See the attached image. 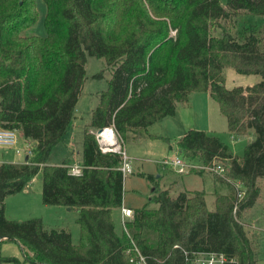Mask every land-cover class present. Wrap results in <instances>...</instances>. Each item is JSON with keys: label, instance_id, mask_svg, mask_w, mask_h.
<instances>
[{"label": "trees", "instance_id": "obj_1", "mask_svg": "<svg viewBox=\"0 0 264 264\" xmlns=\"http://www.w3.org/2000/svg\"><path fill=\"white\" fill-rule=\"evenodd\" d=\"M43 1L47 34L39 36L23 33L39 18L36 0H0V124L30 141L24 162L0 163V246L15 241L24 261L39 264H132L136 247L150 264H184V250L259 264L247 220L264 191V24L216 30L240 11L264 16V0H226L227 7L222 0ZM88 55L104 58L111 77L84 129L76 175L67 161L48 160L72 122ZM227 67L262 79L228 88ZM194 92L217 101L232 136L253 131L242 155L203 129L178 139L179 155L197 166L183 173L209 172L228 191L215 193L210 210L204 190L173 195L156 185V206L133 208L124 221L123 157L103 151L96 132L111 126L126 142L174 115L179 103L189 105ZM39 173L44 204L80 211L78 243L40 216L6 217V198ZM4 263L22 261L0 255Z\"/></svg>", "mask_w": 264, "mask_h": 264}, {"label": "rangeland", "instance_id": "obj_2", "mask_svg": "<svg viewBox=\"0 0 264 264\" xmlns=\"http://www.w3.org/2000/svg\"><path fill=\"white\" fill-rule=\"evenodd\" d=\"M226 5V0H222ZM39 18L35 24L27 28L24 35H39L47 34L45 27L46 5L43 0H36ZM264 24V16L249 14L245 11H240L237 14L231 15L228 19L221 21V27L216 30V33L228 31L234 34L238 33L244 26ZM86 78L82 88V93L76 104L72 122L63 136L61 141L53 148L49 157V164L60 165L70 158L71 162L80 158L79 152L83 147L84 128L91 119L92 109L96 106L99 100V92L107 88V80L111 77V69L106 65L104 58L95 56H87L86 62ZM226 77V86L232 88L239 85H251L259 82L262 77L260 74H243L237 72L231 67L224 70ZM195 101V108L187 110H178L176 119L179 121V127L184 131L188 130L189 125L196 122L203 129L211 133L217 134L220 138L229 144L233 151L242 155L246 144L253 139V131L246 135L232 136L227 129L226 116L221 112L219 104L214 100L209 92H194L191 95ZM211 105H208V104ZM182 107V106H181ZM172 117V116H169ZM151 129L153 133H159L155 128ZM163 136V135H162ZM162 139V138H161ZM122 148L127 152L128 156L137 154L139 159L132 160L133 173L128 174L124 183V201L128 207H138L147 199L149 206H156L155 203L148 200L149 194L154 187L152 183L143 177L144 172H150L160 183L175 182V189L186 188L191 190H204L206 192V201L208 208H215L214 184L212 176L208 173L202 176L199 173H178L172 168H167L166 172L160 170V165L156 163V159L169 155L170 146L176 143H168L167 140L156 142H143V139L137 140L128 139L125 143L120 141ZM25 137L21 132H18V142L15 147L0 146V160L5 158L24 159L25 155L16 154V148L25 147ZM162 146L166 147V151L162 150ZM164 153H161L163 152ZM178 150V154H179ZM139 154V155H138ZM20 155V156H19ZM167 156V157H174ZM165 159V158H163ZM162 159V160H163ZM26 192L20 195H10L6 198L5 215L9 219H25L40 216L44 218L49 227L67 228L72 233L74 243L79 242L80 228L77 222L78 213L75 211L68 212L65 206L46 205L42 201V174L39 173L30 183ZM173 194V193H171ZM247 223L248 234L254 242V247L258 253L259 264H264V191L260 200L255 204L252 212L249 215ZM0 255L18 257L22 264H39L31 261H24V255L19 247V244L12 240L2 242L0 246ZM6 264V263H4ZM12 264V263H11ZM17 264V263H13Z\"/></svg>", "mask_w": 264, "mask_h": 264}, {"label": "built area", "instance_id": "obj_3", "mask_svg": "<svg viewBox=\"0 0 264 264\" xmlns=\"http://www.w3.org/2000/svg\"><path fill=\"white\" fill-rule=\"evenodd\" d=\"M97 137L101 139V148L103 151L114 150L120 152L123 157L122 165L120 169L125 175L132 173L131 157L127 155V152L122 148L121 144L117 145L118 137H120L113 127H106L100 133H97ZM18 142V131L11 128H6L0 124V146L15 147ZM29 150V144H28ZM16 152L19 153L20 149L16 148ZM163 163L172 165L178 172L183 173L188 171L192 167H197L195 164L185 160L181 155L177 154L173 158H165L161 160ZM160 161V162H161ZM82 165L73 164L69 165V172L71 174L82 173ZM220 168V166H218ZM241 195V193H240ZM122 218L125 221L127 217L133 215L131 207L123 206L121 208ZM137 256L131 258L132 264H150L148 257L144 255L137 247ZM184 264H231L234 260H230L224 253L218 251H198V250H184Z\"/></svg>", "mask_w": 264, "mask_h": 264}, {"label": "crops", "instance_id": "obj_4", "mask_svg": "<svg viewBox=\"0 0 264 264\" xmlns=\"http://www.w3.org/2000/svg\"><path fill=\"white\" fill-rule=\"evenodd\" d=\"M97 105V104H96ZM208 105H211L210 103L208 104ZM182 106V107H181ZM193 109V108H195V101H194V99H193V97L191 96V98H190V104L189 105H187V104H182V103H179L178 104V107H177V110H176V113L174 114V115H172V117H165V118H163L162 120H160V121H158V122H156V123H154L153 125H151L149 128H148V130L147 131H141V132H138L137 134H133L132 136H131V140H137V139H139V138H141V139H143V142H146V143H149V142H156V143H159V141L160 140H167L168 141V143H176V145L174 146V145H171L170 146V153H169V155H167V156H173V155H177L178 154V145H177V142H178V139L180 138V137H182L185 133H186V131H184L183 129H181L180 127H179V121L176 119V115L178 114V110L179 109H182V110H187V109ZM91 120V119H90ZM90 123V121L86 124V126L88 125ZM156 125V129L159 131V133L157 134V133H153L152 132V128L154 127ZM86 126H85V128H86ZM111 127V126H110ZM198 127H202V126H200V124H198L197 122L195 123V124H191V126L189 125V128L188 129H191V128H198ZM207 127H209L208 129H209V131H211V129L212 128H210V126H207ZM84 128V129H85ZM152 129V130H151ZM208 131V132H209ZM211 133V132H210ZM214 134V133H213ZM96 135H97V132H96ZM163 135V136H162ZM217 135V134H216ZM83 138H84V136H83ZM119 139H118V142H116L117 143V145L119 144V143H121L120 141H122L121 140V138L120 137H118ZM162 138V139H161ZM97 139H98V141H99V143H100V145H101V143H102V141H101V139H100V137L98 138L97 137ZM25 147L24 148H19L20 149V152L19 153H17L16 152V154H23V155H25V158L24 159H20V158H18V159H10V158H5V160H0V163L1 162H4V161H10V162H24L26 159H27V156H28V144H29V140H26L25 139ZM122 143H125V142H123L122 141ZM163 148H162V150H165L166 151V147L165 146H162ZM82 150H83V147H82ZM82 150H81V152H79V155H80V158L79 159H76L75 161H73V162H71V160H70V158H67V162L69 163V165H73V164H78V165H81V162H82ZM161 153H164V151L163 152H161ZM19 155V156H20ZM139 155V154H138ZM167 156H164V157H161V158H159V159H156L155 161H156V163H158V164H161L160 163V161L163 159V158H172V157H167ZM131 157V163H132V160H135V159H139L138 158V156H137V154H134V156H130ZM160 167V169H157V170H160V171H162L163 173L164 172H166V170H167V168H171V167H163L162 165H160L159 166ZM173 169V168H172ZM173 171H175L174 169H173ZM134 171H132V173H133ZM209 172H203V173H199V174H201L202 176H204L205 174H208ZM131 174V173H130ZM211 176H212V181H213V184H214V193H213V195H214V198H215V193L216 192H221V193H226L227 191H228V188H227V186H225L224 184H223V182H220V181H218V182H216V180L214 179V177H213V175L211 174V173H209ZM128 175V174H127ZM127 175H126V177H127ZM149 175H151V176H153V178L152 179H150V178H148V176ZM143 177H145L147 180H149L151 183H152V185L154 186L153 188H152V190H151V192H150V194H149V197H148V200L150 201V197L152 196V192H153V190L155 189V187H156V185L158 186V188H160V189H166V190H169V192L170 193H173V195H177L179 192H181V191H184V190H191V189H186V188H178V189H175V186H176V180H175V182H171V183H168V182H166V183H160V181L157 179L156 180V178L154 177V175L152 174V173H150V172H144L143 173ZM27 189V188H26ZM25 189V190H26ZM23 191V192H21V193H18V194H16V195H20V194H22V193H24V192H26V191ZM194 190V189H193ZM125 193V192H124ZM15 195V194H14ZM146 203H148L147 202V199L145 200V201H143V203L140 205V206H142V205H144V204H146ZM123 205L124 206H126L124 203H123ZM128 207V206H127ZM139 207V206H138ZM131 208L133 209V208H136V207H132L131 206ZM66 210L68 211V212H70V211H75L76 210V212L78 213V216H79V213H80V211L78 210V209H71V208H68V207H66ZM25 219H27V218H25ZM44 219V218H43ZM19 220H22V219H19ZM250 224V226H252L251 225V223H249ZM252 227H254V226H252Z\"/></svg>", "mask_w": 264, "mask_h": 264}, {"label": "water", "instance_id": "obj_5", "mask_svg": "<svg viewBox=\"0 0 264 264\" xmlns=\"http://www.w3.org/2000/svg\"><path fill=\"white\" fill-rule=\"evenodd\" d=\"M102 130H103V129H99V130L97 131V133H100Z\"/></svg>", "mask_w": 264, "mask_h": 264}]
</instances>
